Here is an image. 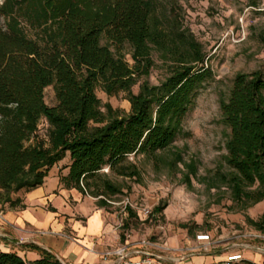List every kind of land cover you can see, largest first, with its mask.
Returning a JSON list of instances; mask_svg holds the SVG:
<instances>
[{
    "label": "trees",
    "instance_id": "16d2710c",
    "mask_svg": "<svg viewBox=\"0 0 264 264\" xmlns=\"http://www.w3.org/2000/svg\"><path fill=\"white\" fill-rule=\"evenodd\" d=\"M129 47L133 66L124 58ZM158 52L169 62L158 85L132 88L153 65ZM212 78L203 46L181 22L167 21L156 0H3L0 3V206L24 209L19 191L40 187L50 168L69 153L63 188L98 197V206L122 193L108 173L139 177L130 156L142 155L173 167L180 153L165 160L182 133V122L199 89ZM52 86L56 104L44 101ZM127 94L128 113L101 105L96 95ZM105 108V111L102 108ZM230 133L225 143L233 198L264 199V75L237 73L219 102ZM47 140L35 137L41 119ZM107 168L108 173L101 170ZM195 174L193 164L187 165ZM255 187L250 190L249 188ZM156 212L159 210H155ZM131 213V212H130ZM264 231V211L257 221ZM22 248L39 258L0 250V264H61L36 244Z\"/></svg>",
    "mask_w": 264,
    "mask_h": 264
},
{
    "label": "rangeland",
    "instance_id": "374dc122",
    "mask_svg": "<svg viewBox=\"0 0 264 264\" xmlns=\"http://www.w3.org/2000/svg\"><path fill=\"white\" fill-rule=\"evenodd\" d=\"M156 1L158 11L167 21L181 22L182 29L203 46L212 78L198 90L173 147L160 154L169 160L173 152L180 153L183 163L171 167L142 155L130 156L128 161L135 163L140 172V176L134 178L102 169V173H108L109 178L122 187V193L108 200L105 210L116 213L120 234L135 233L158 245H164L171 238L183 244L201 233L210 234L213 240L240 236L233 240L258 248L264 255V231L257 230L248 221L259 219L264 211V199L258 203L236 200L222 178L230 171L225 162V143L230 130L221 121L219 107L220 100L228 96L237 73L261 71L264 75V0ZM123 53L129 66H133L127 45ZM151 58L153 65L149 73L139 78L132 88L133 93L138 92L142 82L158 85L168 75L170 63L155 51ZM96 95L102 106L108 103L122 113L130 110L125 92L108 96L97 88ZM44 101L49 106L56 104L52 86L44 89ZM47 131L48 124L42 118L35 137L47 140ZM64 162L66 160L57 165L59 174L66 167ZM190 164L194 165L195 174H190L187 168ZM92 200L98 202V197L83 195L82 202ZM257 234L262 238L253 237ZM237 264L255 263L241 260Z\"/></svg>",
    "mask_w": 264,
    "mask_h": 264
},
{
    "label": "crops",
    "instance_id": "0c3cea01",
    "mask_svg": "<svg viewBox=\"0 0 264 264\" xmlns=\"http://www.w3.org/2000/svg\"><path fill=\"white\" fill-rule=\"evenodd\" d=\"M65 160L62 174H66L70 163L68 152L55 164L57 168L48 171L40 187L18 192L16 197L22 199L24 209L2 208L1 251H14L31 261L39 258V254L21 245L33 243L54 254L64 264H119V258L106 257L105 253L126 246L130 256L149 253L161 257L165 264H221L231 253L241 254L245 261L264 263L261 250L233 240L240 236L216 239L209 251H201L196 249L197 235L183 244L179 239L171 238L164 245H158L135 233L120 234L116 213L107 212L96 200L82 202V193L60 185L57 165ZM210 238L213 237L210 235ZM146 242L155 246L146 245Z\"/></svg>",
    "mask_w": 264,
    "mask_h": 264
},
{
    "label": "built area",
    "instance_id": "2783aa9c",
    "mask_svg": "<svg viewBox=\"0 0 264 264\" xmlns=\"http://www.w3.org/2000/svg\"><path fill=\"white\" fill-rule=\"evenodd\" d=\"M147 213V212H146ZM2 213H0V217H2ZM253 237H260V234L254 235ZM264 238V237H263ZM196 240L199 242L198 246L196 247L197 250L202 251H209L213 244L214 240L210 238L208 233L205 234H198L196 236ZM146 245L155 246L153 243L146 242ZM106 257L115 256L119 258V264H165L164 260L161 257L146 253L140 255L138 257H133L128 254V250L126 246H121L112 250L110 252L105 253ZM242 260L241 254L231 253L229 254L225 260L221 262V264H234ZM61 264H64L61 262Z\"/></svg>",
    "mask_w": 264,
    "mask_h": 264
}]
</instances>
